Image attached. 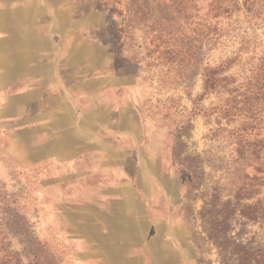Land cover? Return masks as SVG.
Here are the masks:
<instances>
[{
    "label": "rangeland",
    "instance_id": "obj_1",
    "mask_svg": "<svg viewBox=\"0 0 264 264\" xmlns=\"http://www.w3.org/2000/svg\"><path fill=\"white\" fill-rule=\"evenodd\" d=\"M213 1L0 0V193L16 195L44 264H224L201 192L232 199L253 184L247 202L264 206L227 142L243 123L220 114L230 96L206 97L207 117L194 112L195 56L232 58L234 86L257 74L264 0H240L219 40ZM196 155L202 186L186 198L181 166ZM230 237L264 253L262 220L236 216Z\"/></svg>",
    "mask_w": 264,
    "mask_h": 264
},
{
    "label": "trees",
    "instance_id": "obj_2",
    "mask_svg": "<svg viewBox=\"0 0 264 264\" xmlns=\"http://www.w3.org/2000/svg\"><path fill=\"white\" fill-rule=\"evenodd\" d=\"M244 6L248 9L254 7L255 0H243ZM214 7V8H213ZM240 10V0H214L212 2V12L214 19L217 20L214 26V36L220 39L219 22L221 19L232 16L235 11ZM216 42V40H215ZM197 57V58H196ZM195 61L200 66V74L203 78L204 93L194 101V112L203 114L207 117L205 110L201 107L202 101L208 96H221L227 94L230 96L227 100V106L220 110L225 117H242L243 123L230 132L227 142L231 145L235 154V162L248 163L247 168L255 171L253 179L264 187V127H260L264 122V59L257 66V74L252 76L246 83L235 85L232 76L226 73L230 71L233 64L232 58L220 60V64L204 65L201 55L195 56ZM201 58V59H200ZM191 56L185 55L183 63L190 62ZM190 70V69H189ZM198 72V67L197 71ZM195 72V73H196ZM194 73V71H193ZM189 78L190 75H184ZM262 105V111L258 106ZM219 108H212L211 113L217 112ZM213 137L218 135L213 133ZM226 138V139H227ZM193 163L180 165L183 168L184 186L186 198H191L194 191L202 186L199 182V175H202L200 166L203 162L199 155L191 156ZM241 164V163H240ZM249 177V175H246ZM200 196L203 198L204 207L202 216L207 221L209 229L208 235L211 241L218 244L221 254H223L227 263L230 264H264V253L257 254L254 257L248 245L239 243L234 237H230L233 221L236 216H241L248 222L264 221V206L261 201L249 204L247 201L253 200L259 190L249 187H238L232 199H225L221 187H205ZM15 194L7 192L0 193V264H44L42 255L43 248L40 242L28 224V221L20 215ZM198 195L192 199H196ZM11 237H15L23 247V252L14 249ZM233 258V259H232ZM27 261V263H26Z\"/></svg>",
    "mask_w": 264,
    "mask_h": 264
}]
</instances>
